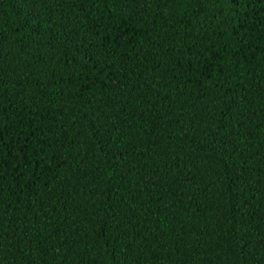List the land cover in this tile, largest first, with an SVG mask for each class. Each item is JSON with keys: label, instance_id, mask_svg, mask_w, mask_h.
I'll return each mask as SVG.
<instances>
[{"label": "trees", "instance_id": "obj_1", "mask_svg": "<svg viewBox=\"0 0 264 264\" xmlns=\"http://www.w3.org/2000/svg\"><path fill=\"white\" fill-rule=\"evenodd\" d=\"M0 264H264V0H0Z\"/></svg>", "mask_w": 264, "mask_h": 264}, {"label": "snow or ice", "instance_id": "obj_2", "mask_svg": "<svg viewBox=\"0 0 264 264\" xmlns=\"http://www.w3.org/2000/svg\"><path fill=\"white\" fill-rule=\"evenodd\" d=\"M229 2H231V3H233L235 5V4H238L240 2V0H229Z\"/></svg>", "mask_w": 264, "mask_h": 264}]
</instances>
